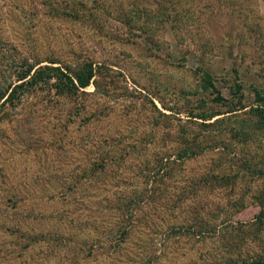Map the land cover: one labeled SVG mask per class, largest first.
<instances>
[{"label":"rangeland","instance_id":"374dc122","mask_svg":"<svg viewBox=\"0 0 264 264\" xmlns=\"http://www.w3.org/2000/svg\"><path fill=\"white\" fill-rule=\"evenodd\" d=\"M63 1L74 14L53 11L60 0H0V86L24 60H91L112 78L0 102V264L263 262L264 125L241 112L216 134L186 111L225 110L201 70L225 98L233 78L247 103L264 89V0H174L168 21L146 0ZM206 133L209 146L176 158ZM202 218L216 232L190 234Z\"/></svg>","mask_w":264,"mask_h":264},{"label":"trees","instance_id":"16d2710c","mask_svg":"<svg viewBox=\"0 0 264 264\" xmlns=\"http://www.w3.org/2000/svg\"><path fill=\"white\" fill-rule=\"evenodd\" d=\"M173 1L174 0H146L145 3L147 5L151 3V5H153L152 7H155V13L160 15L164 19V21H168L172 20L177 15L176 12H178V8L174 9L173 7ZM55 4L58 5H50V7H53V11L60 9L63 15L70 16L72 13L74 14L75 9L73 8V6L69 7V3H67L66 1L60 0V2H57ZM130 4L135 5L137 3L134 4L132 1ZM171 10H173L172 13L170 12ZM134 11L138 14V16H142L145 18L150 10L145 7V5L138 4ZM159 11H161L162 13H160ZM132 16L133 13L131 9H129L126 13H120L118 15L120 20L127 25L131 24L130 20L132 19ZM172 27L173 25L170 26V28ZM53 63L54 61L52 59H49L48 63L45 64H40V61L28 62L27 60H24L22 64L18 65V69L14 72L13 80H10L8 83H6L4 87L0 86V102L2 104L6 102L12 104L14 99L18 98L19 95L34 89L44 90L46 92L51 91L54 95H58L60 97H76L79 94H84L85 91H83L82 89L89 85V83H92L96 88L98 77L105 75L112 78V75L110 73L111 69L108 66L104 64H93L91 60H83L77 63L73 68H70L68 66L62 68L60 65H54ZM199 75L201 89L207 90L211 95L209 98L210 101L216 103L217 105L225 106V110L207 111V108L204 107L203 102H201L197 104V111H186V115L188 116V118H190H187V120H192L193 122L197 123L199 127H202V129L212 126L214 127L216 134L221 133V131H223L226 126L230 124V118L236 117L237 114L241 112H244L248 115L253 114V116H255L256 124L261 126L264 125L263 88L253 85L251 87L252 99L250 103H247L243 101L242 86L236 80V78H233L228 83L227 93L229 96L225 98L221 94L220 90L214 85L212 74L209 71L201 70L199 71ZM153 108L157 110V114L159 116L168 117L166 113H163L156 109L154 104ZM233 120H235V118ZM239 120L240 121L238 124V129H234H237L236 131L241 133L244 127H250V123L248 122V118H241ZM229 129H232V127H229ZM212 131L214 130L212 129ZM231 132V135L236 134L233 131ZM207 135L209 134H202L201 138H199V135H195L194 137L191 136V139L189 140L190 143H187L188 145L194 143L192 147L190 148L189 146H184L179 148L175 154L176 158L181 160L200 153L202 150H204V148L209 146L207 142L209 140L207 139ZM246 139L247 138H244L243 140L246 141ZM223 147L226 148L225 145H223ZM225 153L229 154L228 152ZM249 165L250 164H248L247 159H245L242 163V167L244 168H248ZM259 171H261V169ZM204 179L206 180V178ZM199 222L201 225L197 226V229H190L189 226H186L187 229L191 231L190 234L202 235L204 232L210 230H206V227H202L205 226V221L203 218L202 221L200 220ZM225 222L226 220L222 221V224ZM176 229V227L173 228V230ZM210 231L216 232L215 226H212ZM251 264H264V261L262 262V260L255 259L251 262Z\"/></svg>","mask_w":264,"mask_h":264}]
</instances>
